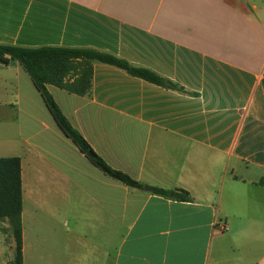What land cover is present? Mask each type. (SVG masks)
I'll use <instances>...</instances> for the list:
<instances>
[{
    "label": "crops",
    "instance_id": "obj_1",
    "mask_svg": "<svg viewBox=\"0 0 264 264\" xmlns=\"http://www.w3.org/2000/svg\"><path fill=\"white\" fill-rule=\"evenodd\" d=\"M0 44L112 54L194 94L103 64L93 68L92 98L49 87L112 168L154 190L186 191L194 201L183 203L106 177L43 100H30L22 67L1 65L10 74L5 106L42 126L20 158L24 264H264V0H0ZM28 158L37 165L31 214L53 200L54 220L67 205L72 230L27 225ZM7 228L0 224V264L14 259Z\"/></svg>",
    "mask_w": 264,
    "mask_h": 264
},
{
    "label": "trees",
    "instance_id": "obj_2",
    "mask_svg": "<svg viewBox=\"0 0 264 264\" xmlns=\"http://www.w3.org/2000/svg\"><path fill=\"white\" fill-rule=\"evenodd\" d=\"M17 62L29 76L40 94L46 108L62 134L101 173L128 188L143 190L145 185L128 174L112 168L92 148L86 138L76 130L66 117L49 87H55L69 94L92 98L94 65L103 64L117 68L128 75L181 95L194 96L191 92L158 73L137 67L112 54L92 49L61 47L26 48L0 44V64L10 66ZM89 152L94 158H89ZM264 185V182L261 183ZM156 195L183 203L194 200L182 190L168 191L155 188ZM23 179L22 163L18 157L0 158V224H7L5 234L15 244L12 264H24L23 252Z\"/></svg>",
    "mask_w": 264,
    "mask_h": 264
},
{
    "label": "rangeland",
    "instance_id": "obj_3",
    "mask_svg": "<svg viewBox=\"0 0 264 264\" xmlns=\"http://www.w3.org/2000/svg\"><path fill=\"white\" fill-rule=\"evenodd\" d=\"M9 75L10 74H5L0 71V158H11V157L22 158L23 156L22 144L26 142V138L28 137H29L30 145L34 144L36 142L34 138V132L36 130H40V129L42 130V126L40 125V123L37 122H31V121L27 122L25 118H23L21 122L20 119L22 118L23 114H21V112L18 111V109L16 110L11 107L5 106L6 101L10 99V92L9 91L6 92L3 79L8 78ZM33 90L32 93L34 94L35 97H33L32 93H29L30 100L39 104V106H42L43 102L41 97L35 91L34 88ZM43 119H45L49 124L53 125L51 121L52 120L51 116L48 115V113L46 115L44 113ZM53 126L55 127V125ZM20 127H22L21 129H23V136H22L23 142L20 141L21 139ZM26 127H28V131ZM70 144L71 146H73L72 143ZM37 185L38 184H37L36 160L28 158L24 165V187H25V197L27 198L24 205L26 212L27 210L29 211L28 213H26L27 225L34 228L37 223H40L42 225V230H48L50 228V225L52 226L53 224L55 225L59 224L61 231H67L69 229L72 230V228L68 226L67 205H64V207L62 206L61 208H57L55 210L56 211L55 215L58 216V218L53 220L52 218L54 216L53 200H50L49 203L42 208L43 209L42 211L35 212L37 215L39 214L37 220L36 217L35 220L31 219V217L35 216L36 214L35 215L31 214L32 207L27 200L29 199L32 201L34 198H36L38 192ZM55 200L57 201L58 199ZM58 209H60L59 213H58Z\"/></svg>",
    "mask_w": 264,
    "mask_h": 264
},
{
    "label": "built area",
    "instance_id": "obj_4",
    "mask_svg": "<svg viewBox=\"0 0 264 264\" xmlns=\"http://www.w3.org/2000/svg\"><path fill=\"white\" fill-rule=\"evenodd\" d=\"M214 229L219 233H225L228 230V226L225 223L215 222Z\"/></svg>",
    "mask_w": 264,
    "mask_h": 264
},
{
    "label": "water",
    "instance_id": "obj_5",
    "mask_svg": "<svg viewBox=\"0 0 264 264\" xmlns=\"http://www.w3.org/2000/svg\"><path fill=\"white\" fill-rule=\"evenodd\" d=\"M87 156H88L89 158H94V154H93L92 152H89ZM144 190H145V192H147V193H153V192H154V188H152V187H150V186H147V185L144 187ZM170 197H171V198H174V197H175V193H172V194L170 195Z\"/></svg>",
    "mask_w": 264,
    "mask_h": 264
}]
</instances>
